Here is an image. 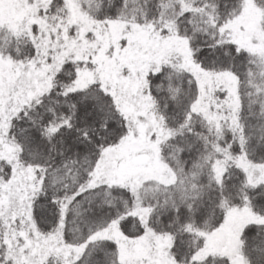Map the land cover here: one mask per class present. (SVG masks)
I'll return each instance as SVG.
<instances>
[{
  "label": "snow or ice",
  "instance_id": "1",
  "mask_svg": "<svg viewBox=\"0 0 264 264\" xmlns=\"http://www.w3.org/2000/svg\"><path fill=\"white\" fill-rule=\"evenodd\" d=\"M0 264H264V0H0Z\"/></svg>",
  "mask_w": 264,
  "mask_h": 264
}]
</instances>
